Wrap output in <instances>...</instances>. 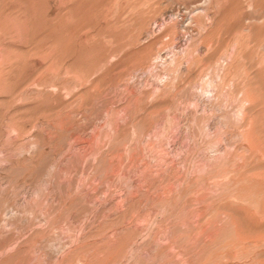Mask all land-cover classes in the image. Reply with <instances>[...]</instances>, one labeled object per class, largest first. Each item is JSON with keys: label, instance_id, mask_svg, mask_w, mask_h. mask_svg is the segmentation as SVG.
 Here are the masks:
<instances>
[{"label": "rangeland", "instance_id": "obj_1", "mask_svg": "<svg viewBox=\"0 0 264 264\" xmlns=\"http://www.w3.org/2000/svg\"><path fill=\"white\" fill-rule=\"evenodd\" d=\"M263 151L264 0H0V264H264Z\"/></svg>", "mask_w": 264, "mask_h": 264}, {"label": "bare ground", "instance_id": "obj_2", "mask_svg": "<svg viewBox=\"0 0 264 264\" xmlns=\"http://www.w3.org/2000/svg\"><path fill=\"white\" fill-rule=\"evenodd\" d=\"M210 83V82H209ZM213 83V82H212ZM211 84V83H210ZM205 85V84H204ZM209 85V84H208ZM208 87V86H207ZM203 88V87H202ZM204 88H206V87H204ZM206 92V91H205ZM264 152V151H263ZM263 155H264V153H263ZM6 211V210H5ZM4 215H6V214H4ZM6 217V216H5ZM230 218V217H229ZM3 220V219H2ZM2 220H0V222H2ZM236 221V220H235ZM233 222V224L235 225V227H236V231H237V235L239 236V237H241L242 236V233H241V230H240V227H239V225H238V223H236V222ZM242 229V228H241ZM237 236V237H238ZM264 237V236H263ZM264 239V238H263ZM262 243H264V242H262ZM2 248V246H1V244H0V249Z\"/></svg>", "mask_w": 264, "mask_h": 264}]
</instances>
